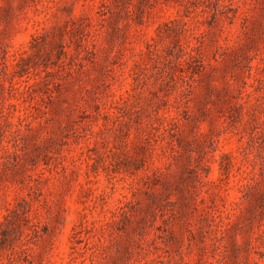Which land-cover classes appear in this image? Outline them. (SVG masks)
Returning <instances> with one entry per match:
<instances>
[{"label": "rangeland", "instance_id": "obj_1", "mask_svg": "<svg viewBox=\"0 0 264 264\" xmlns=\"http://www.w3.org/2000/svg\"><path fill=\"white\" fill-rule=\"evenodd\" d=\"M0 264H264V0H0Z\"/></svg>", "mask_w": 264, "mask_h": 264}]
</instances>
